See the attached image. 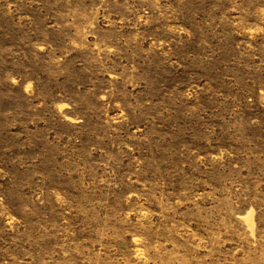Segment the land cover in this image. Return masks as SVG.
<instances>
[{
	"label": "rangeland",
	"instance_id": "1",
	"mask_svg": "<svg viewBox=\"0 0 264 264\" xmlns=\"http://www.w3.org/2000/svg\"><path fill=\"white\" fill-rule=\"evenodd\" d=\"M0 264H264V0H0Z\"/></svg>",
	"mask_w": 264,
	"mask_h": 264
}]
</instances>
